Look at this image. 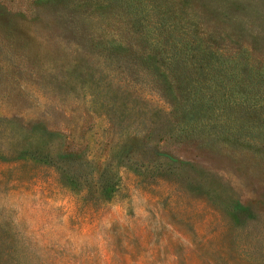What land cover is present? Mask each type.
Masks as SVG:
<instances>
[{"label": "rangeland", "instance_id": "obj_1", "mask_svg": "<svg viewBox=\"0 0 264 264\" xmlns=\"http://www.w3.org/2000/svg\"><path fill=\"white\" fill-rule=\"evenodd\" d=\"M120 2L0 0V264H264V150L174 133L178 115L154 77L97 45L139 39ZM158 3L172 17L188 10L219 45L264 64V0ZM47 134L54 153L84 155L99 169L138 137L252 217L236 226L201 192L127 169L117 195L99 203L52 167L2 160Z\"/></svg>", "mask_w": 264, "mask_h": 264}, {"label": "trees", "instance_id": "obj_2", "mask_svg": "<svg viewBox=\"0 0 264 264\" xmlns=\"http://www.w3.org/2000/svg\"><path fill=\"white\" fill-rule=\"evenodd\" d=\"M105 1L126 5L124 12L139 39L123 42L113 37L97 45L111 58H133L154 77L157 91L178 115L173 128L178 137L193 140L222 136L229 144L257 142L264 150L262 62L244 47L228 51L219 45L188 10L182 9L180 16L172 17L169 8L158 0ZM160 7H166L162 15L156 12ZM97 8L104 7L100 4ZM47 135L49 140L29 137L13 153L2 154V160L52 167L63 185L99 203L109 202L117 195L120 170L127 169L139 178L170 180L201 192L236 226L252 217L239 203L224 198L217 185L193 177L175 158L158 151V147L149 148L138 137L128 138L99 169L84 155L54 153L51 146L55 137Z\"/></svg>", "mask_w": 264, "mask_h": 264}]
</instances>
